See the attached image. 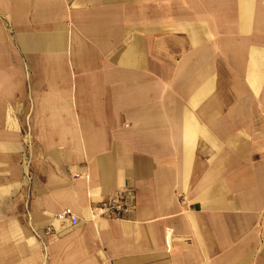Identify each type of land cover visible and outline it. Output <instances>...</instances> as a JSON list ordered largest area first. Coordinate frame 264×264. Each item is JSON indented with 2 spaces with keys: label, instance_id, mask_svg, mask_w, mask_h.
Instances as JSON below:
<instances>
[{
  "label": "crops",
  "instance_id": "obj_1",
  "mask_svg": "<svg viewBox=\"0 0 264 264\" xmlns=\"http://www.w3.org/2000/svg\"><path fill=\"white\" fill-rule=\"evenodd\" d=\"M0 264H264V0H0Z\"/></svg>",
  "mask_w": 264,
  "mask_h": 264
},
{
  "label": "built area",
  "instance_id": "obj_2",
  "mask_svg": "<svg viewBox=\"0 0 264 264\" xmlns=\"http://www.w3.org/2000/svg\"><path fill=\"white\" fill-rule=\"evenodd\" d=\"M128 198L129 195L124 192L120 191L117 192L111 199L102 202L99 206V210L108 217L111 218H118L121 217L122 213L125 212L128 208ZM56 219L69 226H74L77 224V219L73 215L72 211L68 208L62 210L56 215Z\"/></svg>",
  "mask_w": 264,
  "mask_h": 264
}]
</instances>
